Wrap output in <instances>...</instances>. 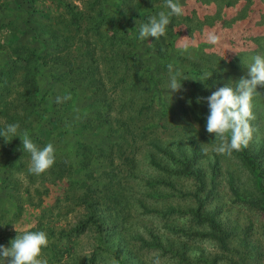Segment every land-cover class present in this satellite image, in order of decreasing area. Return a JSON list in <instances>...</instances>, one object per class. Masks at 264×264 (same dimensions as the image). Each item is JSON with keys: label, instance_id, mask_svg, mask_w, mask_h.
Instances as JSON below:
<instances>
[{"label": "trees", "instance_id": "obj_1", "mask_svg": "<svg viewBox=\"0 0 264 264\" xmlns=\"http://www.w3.org/2000/svg\"><path fill=\"white\" fill-rule=\"evenodd\" d=\"M179 2L184 15L172 16L166 35L159 40L139 39V26L164 10L165 0H20L17 13L33 31L32 41L38 47L20 41V30L11 20L0 23V54L5 57L0 64V129L19 123V132L27 131L26 118L38 116L45 102L40 80L47 78L52 86L83 85L97 110L94 120L109 138L107 146L96 149L75 141L73 156L79 159L78 168L70 156L56 157L52 168L37 176L28 171L30 154L23 146L0 137V189L7 190L8 198L16 202L11 213L0 209V245L10 246L17 235L12 226L30 208L35 223L27 230L47 233L49 244L43 256L48 264H58L64 257L70 264H98L105 253L115 255L120 264H143L137 247L150 250L148 240L169 254L172 264H263L264 141L257 148L249 142L247 148L231 155L214 151L211 161V155L190 139L191 124L180 126L190 148L183 138L164 142L160 134L168 130V123L177 128L176 121L188 114L206 128L209 108L202 98L225 84L234 86L247 75V58L264 56V35L252 30L259 17L264 23V0H197L214 7L208 14L199 6H192L189 13L186 2ZM238 6L236 16L228 14V9ZM209 31L220 37L217 45L207 42ZM183 36L194 45L192 54L184 55L177 48ZM169 63L182 72V81L187 78L180 92L167 89ZM253 106V135H257L264 126V87L258 86ZM49 123L48 132H39L34 139L37 146L46 145L52 135L62 142L71 124L55 117ZM79 127L85 130L90 125ZM143 149H149V162L159 175L146 181V194L165 190L176 197L185 190L195 205L160 216L164 232L171 234L166 236L170 240H164L167 244L151 232L144 238L129 230V200L133 197L128 181L136 176V157ZM205 158L207 169L201 163ZM240 171L252 187L238 184ZM183 182H189L193 190ZM59 184H64L62 196L45 205L44 197ZM227 195L249 211L254 223L259 222L257 228L251 220L241 225L237 215L232 217L224 210L222 201ZM136 201L140 210L147 208L143 200ZM77 209L82 213L80 220L63 226ZM183 215L188 218L186 229L166 221L167 217L169 221L183 219ZM88 232L94 233L96 245L89 255L77 256L75 245ZM186 239H191L194 248L186 245ZM204 242L216 251L196 248Z\"/></svg>", "mask_w": 264, "mask_h": 264}, {"label": "rangeland", "instance_id": "obj_2", "mask_svg": "<svg viewBox=\"0 0 264 264\" xmlns=\"http://www.w3.org/2000/svg\"><path fill=\"white\" fill-rule=\"evenodd\" d=\"M20 0H0V23H8L10 20L12 23L19 28V37L20 41H23L24 43H28L31 47H38L39 45L32 41V35L33 31L30 27L27 26L25 21L21 17V13L18 14L17 12H20L19 9H16L17 2ZM186 4L188 5V12H191L192 6H199L202 10V12H206L208 14V11L213 10L214 7L212 5L205 6L200 5L197 0H184ZM241 6V5H239ZM236 7L234 9H228V14L232 16H236L238 10L240 7ZM164 10L162 11L168 12V9L163 5ZM160 10V9H159ZM253 32L257 34L264 35V23L262 21L261 23V17H259V20L253 25ZM183 29V28H182ZM183 39L177 40V48L181 49V46L185 43L189 44V48L187 52L182 53L185 55L192 54L195 51V47L192 44V42H187L186 36L179 37ZM237 45H234V47ZM240 49V47H238ZM178 51V50H177ZM179 54V51H178ZM176 56V55H172ZM5 60V57L0 54V64L3 63ZM253 57L247 58L245 61L246 66L250 65L253 61ZM245 66V65H244ZM246 67L244 68V70ZM45 77H48V74H46ZM53 83L50 79L42 78L40 80V88H41V94H44L46 99L45 102L42 103V107L38 110V116L36 117H28L27 119V131L30 134V137L32 141L34 142L36 136H38L39 132H48L50 128L49 118L55 117L61 120V123L64 121L66 124L67 122L71 124H67L65 130L66 135L65 139H61L62 142L55 136L52 135L50 139H48V142H51L55 149H56V157H62V156H70L73 160V164L75 168L79 167V159L74 157V148H75V141L76 142H82L85 144L92 145L93 148H98L100 146H107L108 137L106 136L105 130L99 129L98 124L94 120V116L97 112L96 108L91 106V103L88 99V91L83 87V85H78L75 83H68L61 87L59 84H55V86H52ZM71 94L72 99L69 101H66L62 104L55 103L57 96H62L65 94ZM184 105H186V102H184ZM264 111V110H263ZM88 123L90 125L89 129L82 130L80 129L79 125ZM187 123L192 125V133L191 138L193 143H195L196 146H198L202 151L206 148L207 151H204V153L208 154L210 156L212 152L215 151V147L217 145L216 140L214 138V135L209 134L206 131V128L203 125H200L199 123L195 122L193 118H191V115L188 114L186 117L183 116V121L180 119L176 121V125H179L177 128L174 127L172 123H168V130L160 134L161 139L164 142L179 140V138H183V143L186 144L187 148L191 147V143L189 138L186 135V132L183 133V130L180 128L181 125H186ZM65 125V124H63ZM70 125V126H68ZM152 126V125H151ZM26 127V128H27ZM252 140L250 143L257 148L258 144H261L260 141H264V126L261 130L258 131L257 135H253ZM13 141L15 142V145L22 146L21 139L19 137L13 138ZM67 141L69 143H67ZM66 143V144H65ZM42 147V146H38ZM148 150L149 149H143L140 151L136 157V163H137V171L136 176L131 177V179L128 181V186L131 190V195L133 199L129 200V206H130V219L128 225L130 231H138L144 238H148V232H151L154 237H158L162 241H168L170 238H166V236L169 237L168 232H164V219L160 217L163 212H168L167 216L172 215L170 213H175L172 211H176L179 208L183 211H186V209L193 208L195 205L189 199L190 193H186L185 190H183V196L175 195L176 197H172L171 194H169L168 191H161V192H151L150 194H146V181L148 179L157 178L159 175L154 170V167L150 164L149 158H148ZM218 154V153H217ZM158 159V158H156ZM210 160L213 161L212 155L210 156ZM202 165L207 169L208 167V159L202 160ZM101 165V164H99ZM103 166H97L95 165L94 168H102ZM93 169V168H92ZM82 176V175H80ZM242 171H240L239 177L240 181H238V184L242 185L243 187H252V184L250 181L246 178V176ZM22 180V177H21ZM24 183V182H23ZM64 184H59L57 186H52L50 188V191L46 197H44L45 205L52 204L54 200L57 197H61L63 194V187ZM183 186L189 188L191 191L192 185L189 182H183ZM24 189V186L19 188L20 194L22 193ZM7 190L0 189V209L6 210L8 212H13L15 209V203L11 199L8 198V195L5 193ZM228 192V191H226ZM180 196V197H179ZM188 196V197H187ZM136 199H141L146 204L147 208L145 210H140L139 203L136 201ZM224 205V210L227 212L228 210L231 212L230 215L234 217L237 215L238 221L241 225H246L248 223V220H251L255 226V228L258 227L257 224L259 222H255V218L249 214V211L244 210L242 208H239L238 205H235L230 198V195L224 196V201H222ZM76 205L74 206L75 209ZM173 209H169V208ZM186 207V208H185ZM78 208V207H77ZM167 209V210H166ZM242 209V210H241ZM32 209L28 208L27 214L23 216L14 226H12V230L15 232L25 231L31 226L34 225V219H33V212ZM241 210V211H240ZM180 210L176 211L175 214L179 213ZM80 211L77 209V211H74L72 214L68 215L65 221H61L63 226H73L77 223V221L80 220ZM177 216V215H174ZM166 221L172 222L175 221L176 224L183 229L187 228L188 218L187 216L183 215V219H176V220H170V217H167ZM61 224V223H60ZM17 231H16V230ZM164 233H167L165 236ZM169 234V235H168ZM166 238V239H165ZM151 245V249L147 250L145 247H137V250H139L142 254L141 260L143 264H172V261L170 259V255H165L161 251H159L156 244L154 245L151 243V240H148ZM164 241V242H165ZM187 243L186 245L189 248H194V243H192L191 239H186ZM264 242V240H263ZM136 244H140L138 241ZM164 244H167L165 242ZM96 245V240L93 232H88L87 234L83 235L79 238V241L75 245V253L77 256L83 257L86 255H89L92 249ZM204 247L206 251L213 252L216 251V249H212L211 246L204 242L201 243L199 246L197 245L196 248ZM193 253V251L191 252ZM197 254L195 253L194 258H192L195 262ZM58 264H70V259L64 257ZM98 264H120L119 261H117L115 255L111 253H105L103 254L99 260ZM264 264V261H263Z\"/></svg>", "mask_w": 264, "mask_h": 264}, {"label": "clouds", "instance_id": "obj_3", "mask_svg": "<svg viewBox=\"0 0 264 264\" xmlns=\"http://www.w3.org/2000/svg\"><path fill=\"white\" fill-rule=\"evenodd\" d=\"M168 12L160 11L158 15L150 16L147 23L139 26V39L145 40L154 37L159 40L166 35L167 27L172 16L180 17L185 9L179 0H165ZM206 40L212 45H217L220 37L209 31ZM189 44L181 46L183 52H187ZM247 75L234 83L225 84L206 98L209 114L206 117V131L215 135L219 143L215 147L218 154L231 155L233 151H241L248 147L253 137L252 121L255 120L253 111V99L258 86L264 87V56L256 55L253 62L247 66ZM169 82L167 89L173 92L182 90V72L174 68L173 63L167 65ZM211 76L208 77V79ZM71 94L57 96L55 103L62 104L71 100ZM19 123L8 124L0 129V137L6 143L19 137L24 152L30 154L28 171L33 175H41L47 172L56 161V149L49 142L43 147H38L31 139L28 131L19 132ZM204 151H207L205 148ZM16 230V229H15ZM17 231V230H16ZM49 238L45 231L26 230L18 232L10 241V246L0 245V264H48L43 256V250L48 247Z\"/></svg>", "mask_w": 264, "mask_h": 264}]
</instances>
